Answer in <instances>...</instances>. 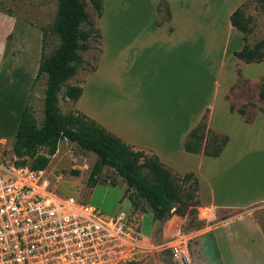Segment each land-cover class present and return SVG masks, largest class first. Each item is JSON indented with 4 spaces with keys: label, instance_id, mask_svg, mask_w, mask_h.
<instances>
[{
    "label": "crops",
    "instance_id": "crops-1",
    "mask_svg": "<svg viewBox=\"0 0 264 264\" xmlns=\"http://www.w3.org/2000/svg\"><path fill=\"white\" fill-rule=\"evenodd\" d=\"M165 1L169 19L155 24V0L140 30L135 21L112 19L110 10L116 0H102L101 14L96 19L99 50L95 68L80 85L74 109L123 142L152 152L173 171L191 172L196 177L198 207L204 209L206 216L202 219L207 222L197 231L204 264H213L205 257L206 243L215 252V264H259L254 249L258 243L264 245V227L249 212L220 216L219 212H231L236 206L218 198L211 184L214 175L209 172L229 153L228 140L214 157L187 152L182 141L203 113L207 127L217 132L228 134L227 128L236 124L251 129L255 122L264 134L261 111L248 124L237 112L229 111V101L224 98L237 79L236 63L243 78L255 79L264 77V70L259 68L264 61L244 63L232 54L243 41L242 33L230 25L228 16L242 0ZM3 23L0 19V28ZM3 51L4 37L0 34V57ZM12 84L17 89L18 103L13 124L8 127L5 124L10 110H4L5 83L0 79V134H14L23 106L20 95L25 89L16 80L6 86ZM102 93L107 97L101 98ZM238 248L245 254L237 255Z\"/></svg>",
    "mask_w": 264,
    "mask_h": 264
},
{
    "label": "rangeland",
    "instance_id": "rangeland-1",
    "mask_svg": "<svg viewBox=\"0 0 264 264\" xmlns=\"http://www.w3.org/2000/svg\"><path fill=\"white\" fill-rule=\"evenodd\" d=\"M121 1L116 0L115 7L110 10L112 19L121 22L135 21L136 29L143 30L144 22H147L150 13L149 5L155 0H126L127 4H121ZM83 2L89 18L96 27V11L92 3L90 0H83ZM242 2H246L243 11L249 27L246 41L248 44H252L264 36V9L253 0H242L240 3ZM125 5L127 6L124 8ZM55 8V0H0V19L4 22L0 28V34L4 37V51L0 57V79L5 83L3 88L4 110H10V115L6 118L7 124H5L8 127H11L14 121L18 95L13 84L6 85L14 80L25 89L21 91L20 95V99L23 98V104L27 100L37 124L41 123L45 78L44 75H40L36 79L34 77L40 55L41 31L45 35L44 42L47 50H51L58 43L57 37L50 30ZM158 16L160 17L161 14ZM89 42V49L81 52L82 65L65 83L81 85L91 73L90 67L95 64L99 50L95 32ZM236 66L239 67L238 63L235 68ZM259 68L264 70V65ZM260 78L264 77L243 78L238 82L236 79L233 83L236 86L226 94L227 100L233 106V112L241 105H245L243 117L249 118L251 121L257 111H260V102L256 98V89ZM105 93H102L100 97L106 98L107 94ZM244 100L246 102H243ZM73 103L64 98L62 90L59 92L57 105L61 113L75 110ZM243 117L241 116L242 120ZM251 121L246 123L250 124ZM259 127L254 122L251 129H245L240 124H236L234 128H227L229 131L226 134L229 153L216 161L209 173L214 175L210 177L211 184L218 198L236 206L235 210H232L233 212H219L220 216L226 214V217H229L249 212L264 227V134ZM12 141L13 134H0L1 170L15 166V162L20 159L12 153ZM47 150L46 146H36L32 155L24 157V160L29 164L38 155L47 156L48 162L44 168L48 177L52 181H56L57 193L72 195L94 205L105 214L119 210L129 213V221L139 232V238L134 259L128 264H176L171 257L170 248L178 240L186 242L189 258L186 264H204L197 240V231L205 227L207 223L204 218L202 219L206 216L204 209L200 211V208L197 207L195 218L192 220L190 216L172 217L173 214L156 220L144 202H141L138 209H132L130 203L128 204L125 200L126 197H122L125 183L111 167L103 166L98 175V182L93 186L85 184L90 167L96 159L93 152L84 150L75 142L67 139L57 141L53 154H49ZM71 170H76L77 174H73ZM53 176L59 178L55 179ZM253 204L260 206L238 210ZM197 223L198 225H196ZM205 253L206 259L208 261L210 259L215 264L216 255L214 257L215 252L213 253L208 243L205 246ZM236 253L237 255L245 254L241 248H238ZM254 253L258 256L259 264H264V245L258 243ZM224 256L229 261L226 252H224ZM245 264L251 263L245 261Z\"/></svg>",
    "mask_w": 264,
    "mask_h": 264
},
{
    "label": "trees",
    "instance_id": "trees-1",
    "mask_svg": "<svg viewBox=\"0 0 264 264\" xmlns=\"http://www.w3.org/2000/svg\"><path fill=\"white\" fill-rule=\"evenodd\" d=\"M253 1L258 2L264 9V0ZM55 2V14L50 30L57 37L58 43L51 50H47L45 35L41 31L40 55L34 77L36 79L44 75L45 78L42 120L38 125L32 108L26 100L21 108L11 144L13 155L20 158L15 162V166L44 168L48 162L47 156L38 155L29 164L25 163L24 157L31 156L36 146H46L47 152L53 154L57 141L67 139L96 155L86 178L87 186H93L98 182V175L106 165L124 181L122 197L128 199L133 210L138 209L141 202H144L156 220H161L169 214L190 216L191 220L194 219L196 207L199 206L198 183L191 172L179 174L173 171L161 163L152 152L123 142L77 110L66 113L59 111L57 102L61 90L64 98L71 102L80 95V85L65 82L82 65L81 52L89 49V40L94 32L95 38H98L99 31L89 18L83 0H55ZM90 2L98 18L101 14L102 2L101 0H90ZM245 3H240L228 16L230 25L242 33L243 41L241 48L233 51L232 54L244 63L261 62L264 61V36L252 44L247 43L246 34L249 27L243 11ZM155 10L156 25L169 19L170 13L165 0H157ZM94 68L95 65H92L89 71ZM235 73L237 82L243 80L238 66L235 68ZM235 86L236 84L230 85L229 90ZM224 97L227 99L226 94ZM257 99L260 102L259 110L264 114V78H260L257 84ZM244 106L241 105L235 110L242 117L245 114ZM229 111H234L230 103ZM243 120L248 123L251 121L246 117H243ZM227 140L226 134L207 127L206 113H203L200 120L184 136L182 147L187 152L214 157L221 152ZM71 171L77 174L76 170Z\"/></svg>",
    "mask_w": 264,
    "mask_h": 264
},
{
    "label": "built area",
    "instance_id": "built-area-1",
    "mask_svg": "<svg viewBox=\"0 0 264 264\" xmlns=\"http://www.w3.org/2000/svg\"><path fill=\"white\" fill-rule=\"evenodd\" d=\"M128 214L57 193L45 168L0 169V264H128L139 238ZM170 249L189 261L185 240Z\"/></svg>",
    "mask_w": 264,
    "mask_h": 264
}]
</instances>
